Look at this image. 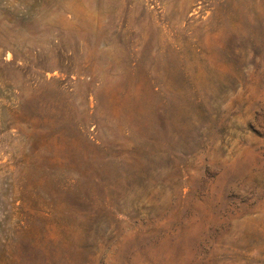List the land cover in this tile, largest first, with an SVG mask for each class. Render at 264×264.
Returning a JSON list of instances; mask_svg holds the SVG:
<instances>
[{
  "label": "rangeland",
  "instance_id": "1",
  "mask_svg": "<svg viewBox=\"0 0 264 264\" xmlns=\"http://www.w3.org/2000/svg\"><path fill=\"white\" fill-rule=\"evenodd\" d=\"M0 264H264V0H0Z\"/></svg>",
  "mask_w": 264,
  "mask_h": 264
}]
</instances>
